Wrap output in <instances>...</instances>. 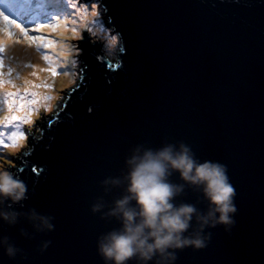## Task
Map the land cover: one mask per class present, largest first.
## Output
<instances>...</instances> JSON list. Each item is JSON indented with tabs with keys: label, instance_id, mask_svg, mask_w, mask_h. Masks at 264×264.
Returning a JSON list of instances; mask_svg holds the SVG:
<instances>
[{
	"label": "water",
	"instance_id": "water-1",
	"mask_svg": "<svg viewBox=\"0 0 264 264\" xmlns=\"http://www.w3.org/2000/svg\"><path fill=\"white\" fill-rule=\"evenodd\" d=\"M102 3L119 51L81 33L82 80L27 142L33 167L48 166L28 203L53 213L56 229L26 240L0 225L28 253L16 264H102L95 240L111 222L89 210L99 180L121 175L131 144L176 140L226 163L237 193L231 233L209 229L207 247L178 252L176 264H264V0ZM198 197L186 186L176 200L203 207ZM41 238L52 240L44 253L35 250ZM0 264L13 262L0 253Z\"/></svg>",
	"mask_w": 264,
	"mask_h": 264
},
{
	"label": "clouds",
	"instance_id": "clouds-1",
	"mask_svg": "<svg viewBox=\"0 0 264 264\" xmlns=\"http://www.w3.org/2000/svg\"><path fill=\"white\" fill-rule=\"evenodd\" d=\"M72 1L69 0V3ZM76 1L86 8L92 2ZM97 2L102 8L100 17H104L105 26L117 32L111 24L112 18L106 13L108 9L102 0ZM26 8L21 6L20 9ZM54 16L56 14H51L48 18L52 20ZM10 18L17 19L13 16ZM83 30L87 31V28L82 29L81 33ZM87 32L90 33L89 30ZM110 43H119L118 32L112 36ZM100 47L103 49V43ZM79 72L76 87L82 80V71ZM74 87L68 91L61 106ZM22 138L26 139L23 134ZM21 150L24 159L17 157L18 163L15 165L0 158V225L14 227L24 239L34 240L55 231L56 217L28 203L39 181L47 177L48 166L38 164L33 167L30 158L33 148L28 144H21L17 152ZM21 164L35 172L36 176L29 180L30 173L21 171ZM124 166L121 175L104 176L99 180L102 194L97 195L89 205L93 215L98 214L99 219L111 222V226L98 233L95 240L96 254L102 264H176L178 252L186 248L196 251L207 247L212 238L209 229L222 226L225 232L231 233L237 212V193L229 176L228 165L223 161L201 159L190 144L176 140L155 146L147 142L131 144L124 157ZM174 173L178 174L182 183L171 180ZM186 186L199 193L198 200L203 207L188 201L177 202L176 197ZM114 187L121 188L120 194L106 200L105 194ZM21 221L27 226L17 227ZM51 244V239L41 238L35 250L44 253ZM0 253L13 264L29 259L25 249L7 231L0 232Z\"/></svg>",
	"mask_w": 264,
	"mask_h": 264
},
{
	"label": "rangeland",
	"instance_id": "rangeland-1",
	"mask_svg": "<svg viewBox=\"0 0 264 264\" xmlns=\"http://www.w3.org/2000/svg\"><path fill=\"white\" fill-rule=\"evenodd\" d=\"M1 2L18 6L13 9L16 20L10 18L13 10ZM0 4V10L10 16L7 21L0 17V158L13 165L23 153L17 148L27 144L77 84L82 71V29L95 34L106 52L118 51L119 43L111 45L117 32L105 26L97 0L87 8L76 0L72 5L69 0H0ZM21 6L27 8L21 10ZM51 14H56L52 20Z\"/></svg>",
	"mask_w": 264,
	"mask_h": 264
},
{
	"label": "bare ground",
	"instance_id": "bare-ground-1",
	"mask_svg": "<svg viewBox=\"0 0 264 264\" xmlns=\"http://www.w3.org/2000/svg\"><path fill=\"white\" fill-rule=\"evenodd\" d=\"M4 6H7L6 5V3L5 2H1ZM11 8L13 9L14 8V6H11ZM16 10H17V8H15ZM12 16L14 17V18H16V13H15V11L13 10V14H12ZM15 30H17V28H15ZM0 48H1V44H0ZM3 120V114H0V121H2Z\"/></svg>",
	"mask_w": 264,
	"mask_h": 264
},
{
	"label": "snow or ice",
	"instance_id": "snow-or-ice-1",
	"mask_svg": "<svg viewBox=\"0 0 264 264\" xmlns=\"http://www.w3.org/2000/svg\"><path fill=\"white\" fill-rule=\"evenodd\" d=\"M0 17H2L4 20H9V17L8 16H6L5 14H4V12L2 11V10H0ZM12 23H14L15 24V21L13 20V21H11ZM17 27H20L19 25H16ZM22 31H23V29H21ZM21 136H22V134H20Z\"/></svg>",
	"mask_w": 264,
	"mask_h": 264
}]
</instances>
